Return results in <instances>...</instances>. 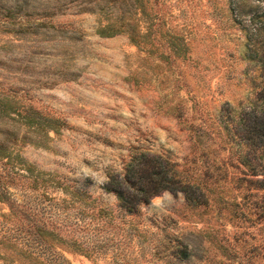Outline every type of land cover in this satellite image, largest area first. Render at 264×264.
<instances>
[{
    "label": "rangeland",
    "instance_id": "rangeland-1",
    "mask_svg": "<svg viewBox=\"0 0 264 264\" xmlns=\"http://www.w3.org/2000/svg\"><path fill=\"white\" fill-rule=\"evenodd\" d=\"M97 1L0 0V264H264V0ZM159 162L204 199L120 206Z\"/></svg>",
    "mask_w": 264,
    "mask_h": 264
},
{
    "label": "trees",
    "instance_id": "trees-1",
    "mask_svg": "<svg viewBox=\"0 0 264 264\" xmlns=\"http://www.w3.org/2000/svg\"><path fill=\"white\" fill-rule=\"evenodd\" d=\"M105 0H98L101 4ZM126 5H120L118 14H121L116 20L123 21L122 14L127 10ZM126 9V10H125ZM119 27L114 24L107 23L100 28V32H116ZM134 40V39H133ZM243 121L238 124L240 128L251 133L250 144L253 147H264V106L257 109L254 106L244 112ZM151 160V159H150ZM159 168L150 171L146 165H131L125 174H117L111 176L107 187L116 192L119 204L124 209L131 211L142 201H147L151 196L157 194L160 190L167 188L171 190H182L188 202L192 203L204 199V195L199 185L194 183L181 181L175 175H168V163L159 162ZM258 165H253V171L256 173ZM257 183L264 184V178L256 179ZM199 187V193H195ZM204 203L203 201H200ZM84 248L82 247L81 250Z\"/></svg>",
    "mask_w": 264,
    "mask_h": 264
},
{
    "label": "clouds",
    "instance_id": "clouds-1",
    "mask_svg": "<svg viewBox=\"0 0 264 264\" xmlns=\"http://www.w3.org/2000/svg\"><path fill=\"white\" fill-rule=\"evenodd\" d=\"M77 175L80 179L90 178L96 184L104 182L99 178L98 174L91 172L87 167L82 168ZM177 197L183 198V193L178 191L174 195L170 190L165 189L159 196L150 199L149 206L158 212H164L168 207L176 203Z\"/></svg>",
    "mask_w": 264,
    "mask_h": 264
}]
</instances>
